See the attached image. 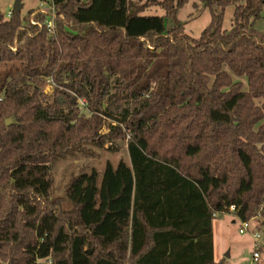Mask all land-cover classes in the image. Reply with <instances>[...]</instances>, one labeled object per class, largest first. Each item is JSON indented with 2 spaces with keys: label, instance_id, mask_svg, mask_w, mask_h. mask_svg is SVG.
Returning a JSON list of instances; mask_svg holds the SVG:
<instances>
[{
  "label": "trees",
  "instance_id": "16d2710c",
  "mask_svg": "<svg viewBox=\"0 0 264 264\" xmlns=\"http://www.w3.org/2000/svg\"><path fill=\"white\" fill-rule=\"evenodd\" d=\"M52 1L54 35L0 11V264H224L213 220L264 217V0H201L195 38L188 0ZM124 144L54 194L57 158Z\"/></svg>",
  "mask_w": 264,
  "mask_h": 264
},
{
  "label": "rangeland",
  "instance_id": "374dc122",
  "mask_svg": "<svg viewBox=\"0 0 264 264\" xmlns=\"http://www.w3.org/2000/svg\"><path fill=\"white\" fill-rule=\"evenodd\" d=\"M14 1L0 0V11L6 17H8L9 11L14 9ZM188 1L187 4L179 9L177 16L184 23V32L195 38L199 37L201 31L210 24L212 20L211 10L205 7L201 0ZM39 2L40 0H22V14L25 15L30 9H39L41 6ZM233 12L234 5H228L224 12L223 20V28L226 30H229L232 26ZM145 13L162 15L164 10L161 7L152 6L146 9ZM262 15L263 18L256 22L255 27L259 31L264 32V11ZM242 80L245 81L244 79ZM54 86L53 80L51 78L47 79L44 91L51 95ZM79 101L83 103V100L80 99ZM106 123L111 124L109 119L106 120ZM108 131L109 126L107 125L102 132L107 133ZM120 160L125 161L127 164L130 162L125 144L119 151L114 153H109L105 149L91 147L90 152H78L57 158L53 163L52 169L54 194L56 196H64V189L69 179L72 175H78V173H91L92 170L96 169L100 181L107 162L110 161L116 166ZM261 209L248 221L250 223V232L246 233L239 231L241 220L236 218V216L234 217L233 214L224 213L217 216L218 221L223 220V223H225L221 227L219 225L216 226L215 257L217 259H223L224 264H264V217ZM253 229L258 230L260 233L261 247L258 250L259 258L257 260L252 257L254 251ZM49 262L50 260L47 259L39 261L40 264H50Z\"/></svg>",
  "mask_w": 264,
  "mask_h": 264
},
{
  "label": "built area",
  "instance_id": "2783aa9c",
  "mask_svg": "<svg viewBox=\"0 0 264 264\" xmlns=\"http://www.w3.org/2000/svg\"><path fill=\"white\" fill-rule=\"evenodd\" d=\"M39 4L41 5L39 7V9H36L34 11V13L31 14L30 16V22L33 25H37V26H45L48 30V32L52 35L55 34L56 32V9H55V5L53 3L52 0H40ZM12 11L10 10L8 13V17H11L12 15ZM39 13H44L46 15L44 21H37L34 19L35 15H38ZM230 211L234 212V210H236V206L235 205H230ZM260 215V213H259ZM240 228L239 231L241 233H246V232H250V223H248V221H241L240 222ZM252 236H253V240H254V251H253V255L252 257L257 260L259 258V253L258 250L261 247V243H260V233L258 230L253 229L252 230Z\"/></svg>",
  "mask_w": 264,
  "mask_h": 264
},
{
  "label": "crops",
  "instance_id": "0c3cea01",
  "mask_svg": "<svg viewBox=\"0 0 264 264\" xmlns=\"http://www.w3.org/2000/svg\"><path fill=\"white\" fill-rule=\"evenodd\" d=\"M228 214H233V213H228ZM233 216L235 217L236 215L233 214ZM236 218H237V216H236ZM217 221H218V217H217V219L215 218V219L213 220V223H212V224H213L214 256H215V254H216V253H215V252H216V241H215V240H216V237H215V236H216V226L219 225V226L221 227V226H223V225L225 224V223H223V222H224L223 220H219L218 222H217ZM234 221H235V220H234ZM234 221H233V222H234ZM215 222H217V224H215ZM215 258H216V257H215ZM216 259H217V258H216ZM217 260H219V259H217Z\"/></svg>",
  "mask_w": 264,
  "mask_h": 264
},
{
  "label": "water",
  "instance_id": "95a60500",
  "mask_svg": "<svg viewBox=\"0 0 264 264\" xmlns=\"http://www.w3.org/2000/svg\"><path fill=\"white\" fill-rule=\"evenodd\" d=\"M21 1L22 0H15L14 1V11H21V9H22V3H21ZM12 122V118L10 117V118H8L7 120H6V124L8 125V124H10Z\"/></svg>",
  "mask_w": 264,
  "mask_h": 264
}]
</instances>
